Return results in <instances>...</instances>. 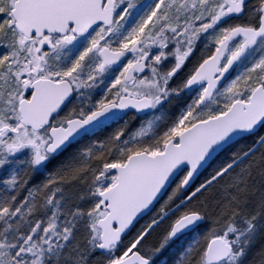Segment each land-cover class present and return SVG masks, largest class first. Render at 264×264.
<instances>
[{
  "label": "snow or ice",
  "instance_id": "6c2138e0",
  "mask_svg": "<svg viewBox=\"0 0 264 264\" xmlns=\"http://www.w3.org/2000/svg\"><path fill=\"white\" fill-rule=\"evenodd\" d=\"M0 264H264V0H0Z\"/></svg>",
  "mask_w": 264,
  "mask_h": 264
},
{
  "label": "rangeland",
  "instance_id": "374dc122",
  "mask_svg": "<svg viewBox=\"0 0 264 264\" xmlns=\"http://www.w3.org/2000/svg\"><path fill=\"white\" fill-rule=\"evenodd\" d=\"M2 171H0V175H2ZM173 259V253L171 250L163 252L158 258H157V264H171Z\"/></svg>",
  "mask_w": 264,
  "mask_h": 264
}]
</instances>
